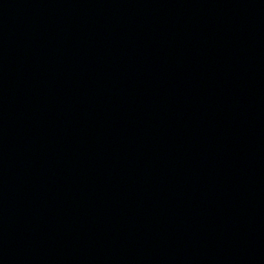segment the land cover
<instances>
[{
	"label": "water",
	"instance_id": "obj_1",
	"mask_svg": "<svg viewBox=\"0 0 264 264\" xmlns=\"http://www.w3.org/2000/svg\"><path fill=\"white\" fill-rule=\"evenodd\" d=\"M0 264H264V0H0Z\"/></svg>",
	"mask_w": 264,
	"mask_h": 264
}]
</instances>
